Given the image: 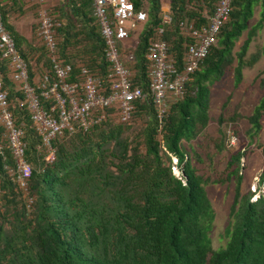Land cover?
<instances>
[{
  "label": "trees",
  "instance_id": "16d2710c",
  "mask_svg": "<svg viewBox=\"0 0 264 264\" xmlns=\"http://www.w3.org/2000/svg\"><path fill=\"white\" fill-rule=\"evenodd\" d=\"M28 1L0 0V17L18 55L29 61L32 81L38 72L42 73L39 79L51 73L48 50L43 44L33 45L37 26L31 27L32 38H26L8 19L10 12L24 14L22 8ZM129 1L146 15L131 50L132 84L145 96L133 102L132 120L145 117L134 140L123 136L129 124H112L110 118L115 116L111 115L85 131L77 128L70 135L57 137L52 142L54 160L47 163L29 115L19 105L22 95L7 78L3 63L0 65L2 85L12 116L22 129L25 158L31 167L23 196L8 174L13 161L6 144L0 142V201L4 209L0 213V264H264V191L257 197L250 192L240 194L238 164L243 154L232 155L227 165V178L235 181L231 222L225 229V245L213 250L209 233L214 213L204 181L181 146L206 128L209 87L234 61L235 86L241 81L242 70L251 68L260 57L264 70V40L262 47L244 60L256 31L264 27V0L232 1L215 43L189 75L180 99L169 107L162 124L155 117L147 80L148 43L163 24L161 0ZM168 2L170 21L163 25L164 40L180 66L188 38L179 23L196 28L205 25L215 0ZM256 6L260 7L259 18L249 27ZM30 8L34 10L31 6L25 11ZM47 10L60 21L55 35L58 58L70 65L73 73L83 65L104 80V45L91 0H59ZM245 31V39L233 54L235 42ZM259 88L263 99L247 119L250 140L261 128L264 76ZM222 122L219 117L218 124ZM172 159L178 175L173 173ZM259 180H264V165ZM28 199L32 202L29 207Z\"/></svg>",
  "mask_w": 264,
  "mask_h": 264
},
{
  "label": "built area",
  "instance_id": "2783aa9c",
  "mask_svg": "<svg viewBox=\"0 0 264 264\" xmlns=\"http://www.w3.org/2000/svg\"><path fill=\"white\" fill-rule=\"evenodd\" d=\"M233 0H215L205 25L196 28L180 22L178 27L187 35L181 65L178 66L164 40L165 23L170 18L162 11V22L148 43V93L157 121L162 124L169 107L180 99L189 75L206 57L215 43L222 25L228 20ZM36 36L48 50L50 72L41 79L30 81L27 64L18 55L14 42L5 30L0 17V65L7 78L22 95L21 106L27 111L31 126L39 136V150L45 161L54 160L52 142L64 133L72 134L100 124L113 115L121 124L132 122L133 102L144 99L141 89L132 84L134 65L130 38L142 29L144 12L135 10L129 0H91L93 16L103 42L104 80L85 66L64 64L56 54V29L60 21L45 8L43 0H36ZM0 72V142L9 150L13 166L8 170L12 181L26 193L31 167L25 158L23 132L10 111L7 91ZM29 207L31 199L26 201Z\"/></svg>",
  "mask_w": 264,
  "mask_h": 264
},
{
  "label": "rangeland",
  "instance_id": "374dc122",
  "mask_svg": "<svg viewBox=\"0 0 264 264\" xmlns=\"http://www.w3.org/2000/svg\"><path fill=\"white\" fill-rule=\"evenodd\" d=\"M47 1L49 3L46 2V7L56 5L57 2L55 0ZM168 1L161 0V9L168 8ZM27 4L28 8L34 6V10L32 8H30V11L26 10V19L25 17L21 19L19 30L25 35L26 32L31 30L32 26H37L38 21L36 14L38 5L34 0H29ZM259 14L260 7H254L253 16L248 22L249 27L256 23ZM34 37L35 39L32 36L30 37L34 40L33 45L39 47L41 42L37 39L36 35ZM245 37L246 31L235 42L233 54L238 51ZM136 39L137 33L130 38L128 47L133 46ZM263 40L264 27L256 31L248 46L244 60H247L262 47ZM42 61H46L43 56ZM235 65L236 61L227 68L223 77L218 82L213 83L209 87V120L206 128L195 139L189 142H181L182 149L189 155L192 168L204 181L203 187L214 213V220L209 233L211 248L213 250L225 245L227 241L225 229L231 222L230 207L234 197L235 181L232 177L227 178L229 172L227 165L232 155L236 153L243 154L238 164L239 174L241 175L240 194L244 195L250 192L253 193L254 197H257L259 193L264 191V180L262 183L259 180L264 165V109L259 121L260 131L252 140L248 138L250 125L247 120L254 107L263 99L259 88V80L264 76L263 57H260L251 68H244L242 70L241 81L236 86L233 82V68ZM38 74L37 80L42 73L38 72ZM19 105H21V101ZM234 114L237 117L230 122L228 119ZM219 117L223 119L221 124H218ZM110 123L117 124V121L115 118H110ZM144 124V116L135 118L129 125H126L130 129H127L123 133V136L128 137V140H134L135 135ZM220 132L225 133V136L222 137ZM172 165L173 173L178 175L179 173L175 168V159H172ZM234 166L236 165L234 164L232 167ZM22 195L25 196L23 193ZM2 203L0 201V213L3 214ZM4 227L7 229L6 225Z\"/></svg>",
  "mask_w": 264,
  "mask_h": 264
},
{
  "label": "crops",
  "instance_id": "0c3cea01",
  "mask_svg": "<svg viewBox=\"0 0 264 264\" xmlns=\"http://www.w3.org/2000/svg\"><path fill=\"white\" fill-rule=\"evenodd\" d=\"M58 2L59 0H55V2ZM24 2H25V0H24ZM34 2L36 3V0H34ZM43 2H44V6L46 7V5H47V3L46 2H48L49 3V1H47V0H43ZM55 2H53L54 4H55ZM46 4V5H45ZM25 8H26V6H24L22 9L24 10V14H22V15H19L18 13H13V12H10L9 13V22H10V24L14 27V29L19 33V34H21L22 36H24V37H26V38H29L30 37V30L28 31V32H26V35L25 34H23L22 32H21V30H19V26L21 27V19H23L24 17H25V19H26V12H25ZM46 8H48V6L46 7ZM163 10H166V9H163ZM14 24H15V26H14ZM27 30V29H26ZM35 79H36V76H35ZM34 79V80H35Z\"/></svg>",
  "mask_w": 264,
  "mask_h": 264
},
{
  "label": "water",
  "instance_id": "95a60500",
  "mask_svg": "<svg viewBox=\"0 0 264 264\" xmlns=\"http://www.w3.org/2000/svg\"><path fill=\"white\" fill-rule=\"evenodd\" d=\"M176 161V160H175Z\"/></svg>",
  "mask_w": 264,
  "mask_h": 264
}]
</instances>
